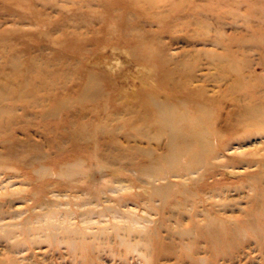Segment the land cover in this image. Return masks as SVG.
I'll list each match as a JSON object with an SVG mask.
<instances>
[{
    "label": "rangeland",
    "instance_id": "1",
    "mask_svg": "<svg viewBox=\"0 0 264 264\" xmlns=\"http://www.w3.org/2000/svg\"><path fill=\"white\" fill-rule=\"evenodd\" d=\"M180 1L0 0V264H264V128L229 126L204 180H141L138 164L168 151L134 119L148 93L181 89L163 93L168 80L185 99L264 103V0ZM157 48L161 60L140 56ZM117 122L115 144L135 159L115 169L85 136ZM119 182L130 187L112 192ZM97 192L124 219L79 206ZM209 220L222 226L219 249ZM68 229L83 243L74 252L60 243Z\"/></svg>",
    "mask_w": 264,
    "mask_h": 264
},
{
    "label": "bare ground",
    "instance_id": "2",
    "mask_svg": "<svg viewBox=\"0 0 264 264\" xmlns=\"http://www.w3.org/2000/svg\"><path fill=\"white\" fill-rule=\"evenodd\" d=\"M129 2L135 6L141 5L142 8L145 9L149 0H129ZM178 4H180L179 7L184 10L188 6V0H181ZM140 56L143 58L161 60L159 48L146 50L142 52ZM232 67H236V65L232 63ZM244 84V82H239L238 89L240 91L244 89ZM163 85L166 87L163 93H174L172 90L181 88L177 90L180 93H174L171 97L166 94L161 96L159 93H148L146 98L147 101L140 106L139 115L134 119V122L140 124L138 128L142 131L143 135L148 136L149 139H155L156 141L161 140L168 151L167 155L157 161H152L148 165L142 163L138 164V168L140 169V171H138L140 176H142L141 180L144 184L150 183L149 180L152 179H163L169 182L170 177H180L185 181H190L188 179L190 177H194V180L198 182L204 180L207 169L206 165L210 160L218 159L220 154L218 145L219 138L224 135L229 126L237 127L238 133L245 136L264 128V103L256 104L252 102L250 97L246 94L238 96L233 100V103L228 106H217L215 103L206 102L202 97L185 99L182 91L184 86L178 83L177 78H172L168 80V83ZM163 85H161L162 89ZM93 96L80 97V100L83 102L91 100ZM33 97L34 94L23 97V99L26 100L25 103L22 102L25 107L33 106L32 103L35 102ZM172 99L173 102H171ZM20 101H22V99H20ZM40 104L42 103L40 102ZM219 108H226L227 114L232 111V115H220L217 113ZM189 110L195 111L189 112ZM13 123L14 121L10 120L7 124L2 123V125L6 128V126L8 127V125H12ZM154 123H156V125ZM119 125L121 126L120 122H117L111 127L103 126L104 129H98L97 132L85 136H88L87 138L95 137V148H98L96 151L99 152L101 150V155L100 153H98V155H100L101 159L106 160L107 165L113 166L115 169L122 165H128L135 159H132L133 154H135V151H132L134 148L130 147L122 151V149L115 144L114 135L112 133ZM84 126L83 124L78 126L77 130L79 133L76 135L81 136L86 132ZM100 130L108 133L112 138L102 140L103 142H98L99 138H102L101 136L103 135V133L99 132ZM8 137L10 136L8 135ZM165 164H167V167ZM66 172L69 176L71 175L69 173L70 171L67 170ZM128 187L130 186L123 185L119 182V184L116 185L115 188H111V190L112 192L121 193V190L128 189ZM101 193L105 194L106 192L101 191ZM101 193L97 192L96 196L92 195L88 197L83 194L79 206H90L87 210L93 213L97 212L102 216H108L112 207L106 206L103 203L106 201L108 202L110 196L107 195L104 197V195L101 196ZM165 196L166 194L162 192L159 193L161 200L160 207L164 206L163 204L166 201ZM65 203H67V201ZM112 212H114L111 215L112 218L124 219L121 215L122 213L118 212V209H112ZM85 213V211L81 212L80 215ZM68 230L70 232L64 237L61 234L60 243L65 244L71 252H74L78 249V246L83 243H79L76 237L70 235L71 232H74L73 229ZM222 230L220 224L211 220L204 225L203 234L206 236L207 240H210L213 245L216 246V249L222 247ZM228 238L234 240V236H228ZM121 242L124 243L125 240L122 239ZM137 245L138 244H135L133 249L138 253H142L144 260L150 262V254L144 253L142 249H138ZM125 251L126 250L122 252L125 253Z\"/></svg>",
    "mask_w": 264,
    "mask_h": 264
}]
</instances>
